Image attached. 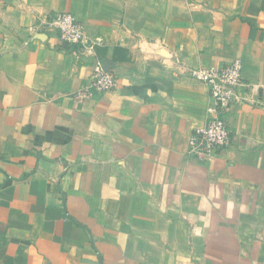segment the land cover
<instances>
[{
	"label": "crops",
	"instance_id": "crops-1",
	"mask_svg": "<svg viewBox=\"0 0 264 264\" xmlns=\"http://www.w3.org/2000/svg\"><path fill=\"white\" fill-rule=\"evenodd\" d=\"M62 12L90 52L39 29ZM235 59L198 161L188 73ZM96 63L115 87L78 102ZM0 264H264V0H0Z\"/></svg>",
	"mask_w": 264,
	"mask_h": 264
},
{
	"label": "built area",
	"instance_id": "built-area-1",
	"mask_svg": "<svg viewBox=\"0 0 264 264\" xmlns=\"http://www.w3.org/2000/svg\"><path fill=\"white\" fill-rule=\"evenodd\" d=\"M39 29L54 32L68 46L78 47L86 52L92 50L98 39H91L75 18L69 13H56L43 20ZM242 64L235 59L221 67L198 68L189 71L188 75L209 89L212 105L209 109L208 122L201 128L194 129L188 139L189 152L198 161H208L218 150L230 144V132L222 118L234 102H238L237 89L241 85ZM115 87L114 77L96 63L90 84L81 88L75 99L83 102L93 94H104ZM257 85L252 90H258Z\"/></svg>",
	"mask_w": 264,
	"mask_h": 264
}]
</instances>
